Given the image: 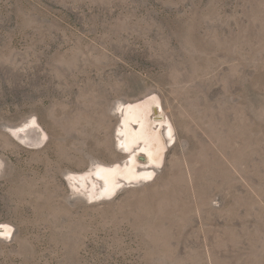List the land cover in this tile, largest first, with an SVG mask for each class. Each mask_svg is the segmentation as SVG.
I'll list each match as a JSON object with an SVG mask.
<instances>
[{"label":"rangeland","instance_id":"rangeland-1","mask_svg":"<svg viewBox=\"0 0 264 264\" xmlns=\"http://www.w3.org/2000/svg\"><path fill=\"white\" fill-rule=\"evenodd\" d=\"M0 264H264V0H0Z\"/></svg>","mask_w":264,"mask_h":264},{"label":"bare ground","instance_id":"bare-ground-1","mask_svg":"<svg viewBox=\"0 0 264 264\" xmlns=\"http://www.w3.org/2000/svg\"><path fill=\"white\" fill-rule=\"evenodd\" d=\"M153 113H156V111L155 110H153ZM145 159H143V158H139V161L140 162H143Z\"/></svg>","mask_w":264,"mask_h":264}]
</instances>
